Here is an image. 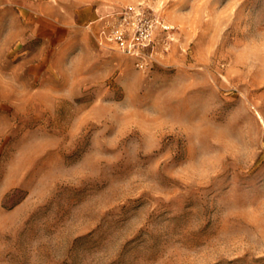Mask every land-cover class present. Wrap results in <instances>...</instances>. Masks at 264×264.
Wrapping results in <instances>:
<instances>
[{
  "label": "rangeland",
  "instance_id": "1",
  "mask_svg": "<svg viewBox=\"0 0 264 264\" xmlns=\"http://www.w3.org/2000/svg\"><path fill=\"white\" fill-rule=\"evenodd\" d=\"M0 264H264V0H0Z\"/></svg>",
  "mask_w": 264,
  "mask_h": 264
},
{
  "label": "built area",
  "instance_id": "2",
  "mask_svg": "<svg viewBox=\"0 0 264 264\" xmlns=\"http://www.w3.org/2000/svg\"><path fill=\"white\" fill-rule=\"evenodd\" d=\"M153 32V20L139 11L127 10L105 21L100 39L125 54L139 56L142 48L151 46Z\"/></svg>",
  "mask_w": 264,
  "mask_h": 264
}]
</instances>
